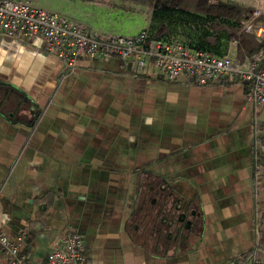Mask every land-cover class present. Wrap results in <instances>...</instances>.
I'll return each instance as SVG.
<instances>
[{"label": "crops", "instance_id": "1", "mask_svg": "<svg viewBox=\"0 0 264 264\" xmlns=\"http://www.w3.org/2000/svg\"><path fill=\"white\" fill-rule=\"evenodd\" d=\"M74 8L50 10L96 35L138 32ZM247 36L241 57L263 47ZM219 37L202 49L221 55L235 33ZM247 93L237 79H166L153 61L139 71L132 59L80 58L67 69L41 37L0 33V231L31 264L65 249L68 231L88 264H218L256 242L264 262L253 156L264 106ZM0 264H10L1 250Z\"/></svg>", "mask_w": 264, "mask_h": 264}, {"label": "built area", "instance_id": "2", "mask_svg": "<svg viewBox=\"0 0 264 264\" xmlns=\"http://www.w3.org/2000/svg\"><path fill=\"white\" fill-rule=\"evenodd\" d=\"M256 11L241 19L236 35H251L258 43L264 41V23H259ZM204 27L210 29L207 22ZM194 28V27H193ZM0 33L27 39L39 36L46 50L61 60L65 68L74 69L80 58L132 59L135 68L145 70L153 61L166 79L184 75L196 84L216 80H240L248 84L247 100L255 108L264 106V47L251 55H239V38L229 41L221 55H215L194 45L193 39L181 30L154 35L147 26L135 34L96 35L88 25L57 11L47 10L33 0H0ZM262 123L254 124L253 156L255 186L264 181V139ZM256 191V190H255ZM260 216L255 215L254 232L260 234ZM66 247L55 250L47 264H88L84 239L75 232L66 233ZM0 250L10 264H31L22 253L20 243L0 231ZM258 242L248 255L237 256L218 264H264L259 256Z\"/></svg>", "mask_w": 264, "mask_h": 264}, {"label": "rangeland", "instance_id": "3", "mask_svg": "<svg viewBox=\"0 0 264 264\" xmlns=\"http://www.w3.org/2000/svg\"><path fill=\"white\" fill-rule=\"evenodd\" d=\"M37 5L50 10L62 9L66 6L75 7L77 10H88L94 19L105 18L109 20V23L114 25L115 23H120L117 26L127 25L131 27L134 32H139L145 29L147 26H152L157 29L158 35H162L166 32H176L181 30L186 35H191V31L181 25L182 21H191L194 16L191 15H181L180 13L170 12L165 14H157L158 11L153 8L150 4H140L132 1H122V0H33ZM197 0H187L184 6L185 10L192 13L195 10V4ZM212 3L226 2L242 6L246 9L248 14L251 11H256L259 23H264V0H211ZM49 7V8H48ZM52 11V10H51ZM241 17L238 18L240 23ZM180 22V24L178 23ZM218 26H214V30ZM125 28H123L124 30ZM220 27L217 29L218 32L206 33L203 32L201 35H216L223 36L225 39V33H220ZM228 31H232V28H227ZM225 31V30H224ZM199 37V33H197ZM195 35V34H194ZM196 36V38H197ZM250 38V36H247ZM255 44V43H253ZM251 45V44H250Z\"/></svg>", "mask_w": 264, "mask_h": 264}, {"label": "trees", "instance_id": "4", "mask_svg": "<svg viewBox=\"0 0 264 264\" xmlns=\"http://www.w3.org/2000/svg\"><path fill=\"white\" fill-rule=\"evenodd\" d=\"M122 1H132L140 4H150L153 6L155 10L158 11L157 14L175 12V13H180L181 15L187 14L194 16V18L191 21H187V22L182 21L181 25L179 26L187 27L191 31L192 34L188 36H190L193 39L194 45L201 49L204 48L203 43L210 36V35L209 36L201 35L203 32L213 34V32H218L217 29L220 27L219 29L220 33H225L226 35H228V37L233 36L235 33V37H238L236 35V32L240 27L241 22L239 23L237 20L239 17H242L246 13V9L242 6L232 3H226V2L212 3L211 0H197L195 4L196 11L192 13L187 12L184 8L187 0H122ZM207 22L210 24V29L204 27V24ZM178 23L180 24V22ZM214 26H218V27H216V29L214 30L213 29ZM227 28H232V31L228 32ZM150 29L154 35H158L157 29L155 27H152L150 25ZM197 33L200 34L199 37L197 36L198 35ZM246 36L247 35L244 34L238 37L240 38L241 44H246L245 41ZM259 45L264 47V41L262 43H258V47ZM253 50L254 49H252L250 53L252 52L254 53ZM262 125L264 128V123ZM262 139H264V132L262 133Z\"/></svg>", "mask_w": 264, "mask_h": 264}]
</instances>
